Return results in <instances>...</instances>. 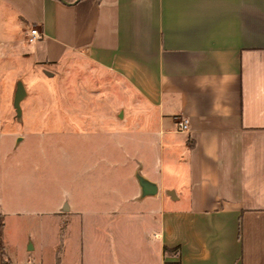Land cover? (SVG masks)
<instances>
[{
  "label": "crops",
  "instance_id": "0c3cea01",
  "mask_svg": "<svg viewBox=\"0 0 264 264\" xmlns=\"http://www.w3.org/2000/svg\"><path fill=\"white\" fill-rule=\"evenodd\" d=\"M64 1L0 0V9L23 35L28 25L42 31L32 62L85 57L142 100L120 122L116 104L65 120L78 142L76 186H127L131 203L126 213L111 202L109 216L79 214L73 264H264V0ZM140 180L156 192L144 195ZM72 213L54 214L60 251ZM3 217L8 264H39L29 236L19 248L3 241ZM120 223L136 229L112 230Z\"/></svg>",
  "mask_w": 264,
  "mask_h": 264
},
{
  "label": "rangeland",
  "instance_id": "374dc122",
  "mask_svg": "<svg viewBox=\"0 0 264 264\" xmlns=\"http://www.w3.org/2000/svg\"><path fill=\"white\" fill-rule=\"evenodd\" d=\"M21 27L13 11L0 9L3 241L19 248L29 236L37 246L32 256L39 264H73L77 258L79 225L75 220L79 214L109 216L113 209L111 202L117 203L119 213H126L131 203L125 200L130 193L127 186H119L116 193L106 191L109 186H76L78 142L67 139L72 134L63 132L65 120H76L79 113L94 118L105 113L94 110L95 106L116 104L120 122L123 117L136 114L131 104H139L142 100L119 75L99 68L85 57L73 55L57 64L32 62L27 54L31 44L26 42ZM18 83L24 90L19 113L14 106ZM83 106H88V110L79 111ZM22 136L25 139L14 145L15 139ZM86 138L88 167L93 166L96 155L94 142ZM68 207L73 212V224L70 240L65 250L60 251L55 248V218L59 215L54 214ZM112 228L114 231L136 229L129 223Z\"/></svg>",
  "mask_w": 264,
  "mask_h": 264
},
{
  "label": "built area",
  "instance_id": "2783aa9c",
  "mask_svg": "<svg viewBox=\"0 0 264 264\" xmlns=\"http://www.w3.org/2000/svg\"><path fill=\"white\" fill-rule=\"evenodd\" d=\"M24 36L28 44H33L43 36V33L36 25H31L24 32ZM177 129L179 132H187L189 129L188 120L186 118H180L177 121Z\"/></svg>",
  "mask_w": 264,
  "mask_h": 264
},
{
  "label": "water",
  "instance_id": "95a60500",
  "mask_svg": "<svg viewBox=\"0 0 264 264\" xmlns=\"http://www.w3.org/2000/svg\"><path fill=\"white\" fill-rule=\"evenodd\" d=\"M61 1L65 2L64 0H61ZM23 94H24L23 87L21 83H18L17 90H16L15 97H14V106L17 109L18 113L20 112L19 101L22 98ZM139 182L141 185L142 193L144 195L153 194L156 192V187L151 185L150 183L143 181V180H140Z\"/></svg>",
  "mask_w": 264,
  "mask_h": 264
},
{
  "label": "trees",
  "instance_id": "16d2710c",
  "mask_svg": "<svg viewBox=\"0 0 264 264\" xmlns=\"http://www.w3.org/2000/svg\"><path fill=\"white\" fill-rule=\"evenodd\" d=\"M66 1H70V0H66ZM0 257L2 259V264H8L7 253H6L4 245L2 243H1V246H0Z\"/></svg>",
  "mask_w": 264,
  "mask_h": 264
}]
</instances>
